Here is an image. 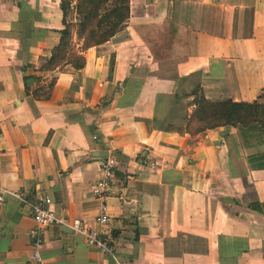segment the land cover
<instances>
[{"label": "crops", "instance_id": "crops-1", "mask_svg": "<svg viewBox=\"0 0 264 264\" xmlns=\"http://www.w3.org/2000/svg\"><path fill=\"white\" fill-rule=\"evenodd\" d=\"M58 4L0 0V264H31L34 222L15 192L49 197L62 221L42 234L43 264H264V129L185 131L195 84L210 102L258 100L264 0H129L123 28L83 50L81 68L40 72L62 28ZM165 20L183 44L152 62L136 27ZM51 77L48 98H35ZM101 151L115 159L105 199L115 259L63 222L94 226Z\"/></svg>", "mask_w": 264, "mask_h": 264}, {"label": "trees", "instance_id": "trees-1", "mask_svg": "<svg viewBox=\"0 0 264 264\" xmlns=\"http://www.w3.org/2000/svg\"><path fill=\"white\" fill-rule=\"evenodd\" d=\"M58 8L61 11L62 25L58 30V41L51 47L47 57H38L35 67L37 71H51L66 64L74 69L81 68L84 63L81 55L83 50L104 43L123 28L129 13V0H59ZM68 12H73V20H67ZM136 30L152 62L168 58L173 47L183 44L176 38L175 26L171 20H165L158 26H138ZM73 34L79 42L77 50L71 43ZM110 67L111 62L109 69ZM53 81L54 79L50 80L45 90H41L42 87L33 89V96L47 99ZM191 95L195 106L185 125V131L189 135L216 126L240 125L251 129V123L259 130L264 129V102L260 101L264 100V88L258 100L251 102H234L228 99L210 102L203 97L197 84L193 86ZM239 134L242 135L240 130Z\"/></svg>", "mask_w": 264, "mask_h": 264}, {"label": "built area", "instance_id": "built-area-1", "mask_svg": "<svg viewBox=\"0 0 264 264\" xmlns=\"http://www.w3.org/2000/svg\"><path fill=\"white\" fill-rule=\"evenodd\" d=\"M92 135V139H95ZM99 176L90 186V193L97 202V215L94 219V226H90L85 220L78 217H72L67 221H63L72 233H80L84 236L85 244L93 247L99 253L115 259L114 241L109 227L108 213L105 199L109 185L112 181L115 171V159L111 155L100 157L97 159ZM3 193L7 191L0 188V202L3 200ZM14 197L21 203L26 204L28 215L34 222V227L28 232L30 253L28 261L31 264H43L39 254V246L42 234L47 226L54 223H62L54 215L51 208L52 202L49 197L43 196L36 198L32 202H27L19 192H15Z\"/></svg>", "mask_w": 264, "mask_h": 264}, {"label": "rangeland", "instance_id": "rangeland-1", "mask_svg": "<svg viewBox=\"0 0 264 264\" xmlns=\"http://www.w3.org/2000/svg\"><path fill=\"white\" fill-rule=\"evenodd\" d=\"M73 18H74V14H73V12H68V14H67V20H73ZM71 43H73L74 45V48H75V50H77L78 49V46H79V42H78V40H76V38H75V35L73 34L72 35V38H71ZM40 72H44V71H40ZM35 79H39V77L38 76H35L34 77ZM51 79H53V77H51V78H46L45 79V82L43 83V84H41L40 86H38V87H42L43 89H41V90H45L46 88H47V85H48V83L50 82V80ZM37 89V88H36ZM39 93H41V92H39ZM260 101H262V102H264V100H260ZM240 126V125H239ZM192 127H194V126H192ZM242 127V126H241Z\"/></svg>", "mask_w": 264, "mask_h": 264}, {"label": "water", "instance_id": "water-1", "mask_svg": "<svg viewBox=\"0 0 264 264\" xmlns=\"http://www.w3.org/2000/svg\"><path fill=\"white\" fill-rule=\"evenodd\" d=\"M93 155L98 159L100 157H105L106 156V152L105 151L94 152Z\"/></svg>", "mask_w": 264, "mask_h": 264}]
</instances>
